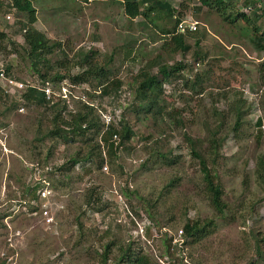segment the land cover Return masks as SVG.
<instances>
[{
  "label": "rangeland",
  "instance_id": "rangeland-1",
  "mask_svg": "<svg viewBox=\"0 0 264 264\" xmlns=\"http://www.w3.org/2000/svg\"><path fill=\"white\" fill-rule=\"evenodd\" d=\"M167 1L182 20L201 27L198 35L187 36L192 49L186 55L166 53L170 38L160 34L162 19L150 14L144 23L140 18L127 21L123 0L33 1L35 29L59 44L46 60L65 65L59 72L74 76L82 71L79 56L87 54L84 69L105 73L109 94L102 93L103 79L92 76L75 84L74 91L87 94L88 106L102 124V114H110L118 130L126 122L134 135L118 149L117 158L105 159L100 169L87 164L91 172L86 174L79 164L62 172L58 169L63 164L83 158L91 145L81 138L69 143L45 137L53 117L46 106L25 104L19 112V107H11V99L0 95V264H102L100 254L107 244L111 248L106 264H115L126 247L152 264H264L263 253L255 251L256 239L264 238V183L255 175L258 158L264 161V75L258 71L264 56L236 40L197 0L187 6ZM25 19L14 11L7 21L0 13V32L5 35L0 39V64L10 66L8 74L16 80L40 85L16 24ZM197 50L204 59L195 57ZM156 56L167 66L182 62L190 67L164 85L167 115L154 120L133 112V83ZM38 69L44 71L40 65ZM196 74L200 85L189 91L184 82H192ZM114 79L121 82L116 95L110 85ZM61 82L51 83L55 92ZM66 83L73 84L69 79ZM74 101H63L68 112L81 105ZM257 119L262 120L260 137ZM192 145L218 178L225 215L210 205ZM157 151L176 158V164L165 165L154 156ZM42 180L52 190L47 202L53 209L51 226L42 221L38 203L33 206L26 197ZM91 188L101 200L86 206ZM187 221L212 222L211 233L196 242L185 237L180 253L172 245L168 248L167 240Z\"/></svg>",
  "mask_w": 264,
  "mask_h": 264
},
{
  "label": "trees",
  "instance_id": "trees-1",
  "mask_svg": "<svg viewBox=\"0 0 264 264\" xmlns=\"http://www.w3.org/2000/svg\"><path fill=\"white\" fill-rule=\"evenodd\" d=\"M34 0H12V7L15 12L25 15L23 22L18 21L19 32L22 34L23 44L22 49L33 61V69L35 70L40 83H59L63 80L69 79L70 82L75 84L86 83L89 76L96 79H103L100 86H104L102 93L104 95L109 94L108 78L101 70L95 71L90 68L84 69V63L87 61V54H81L79 56V64L82 67V71L79 74L71 76L67 73L59 72V69H65L66 66L61 64L57 67L55 64H50L46 57L51 55L55 50L59 48V44L49 40L43 33L35 29L36 23V10L33 7ZM87 2L88 0H82ZM181 5H189L194 0H180ZM197 4L207 14H216L220 19L222 25L227 31L231 32L236 40L243 41L248 46L252 47L256 53L263 54L264 56V0H197ZM8 6H0V13H9ZM156 13V14H154ZM181 12L172 8L171 4L167 0H123L122 2V15L127 21H132L136 18H140L142 22L149 20V15L153 14L156 19H162L164 21L163 26L160 29V34L169 37V41L165 44L168 55H176L181 53L186 55L191 51V45L186 41L187 36L198 35V29L193 32L186 30L184 33L178 32V26L182 19L179 16ZM198 23V22H197ZM203 27V30L207 31ZM229 35V33H225ZM5 35L0 32V39H3ZM12 45H15L12 40H9ZM194 46L198 48L199 40H196ZM57 48V49H56ZM165 48V47H163ZM197 59H204V55L197 50L193 52ZM160 56H156L147 62L146 66L134 79V96L137 106L133 109V112L138 115L139 112L142 115H150L153 119H162L167 115L165 106V90L164 85L171 83L175 79V75L182 69H187L190 66L184 65L182 62H176L172 66H167L162 62ZM42 66L44 71L38 69V66ZM156 69V70H155ZM7 73L10 72L11 67L5 66ZM258 71L264 75V60L259 64ZM21 81V80H20ZM25 82V81H22ZM200 78L196 74L192 82L186 80L184 87L189 91H193L194 87L200 85ZM108 83V84H107ZM112 90H115L114 94H119L121 82L119 80H112ZM3 92L0 89V95ZM87 95L86 93H84ZM4 95V94H3ZM9 98L8 96H6ZM10 99V98H9ZM77 110L75 112H68L67 105L63 101L57 100L54 103H49L45 100L44 94L40 91L29 88L23 94L17 98H12L10 104L12 108H18L19 106L26 105H41L46 106L53 117L51 119V130L45 135L48 138L59 137L63 142H73L77 138L85 141L86 144L91 145L88 152L81 159L78 156L72 157L68 164H63L58 170L69 171L71 167L81 164L82 168L86 169L87 164H93L97 169H100L105 162V159L115 160L117 158L118 149L124 147V144L131 140L134 132L130 126L125 122L118 130L114 124L105 126L100 121L99 116L96 115L94 109L87 104H83L78 101ZM68 118H64V116ZM240 116H236V126L238 127ZM261 124L262 120L257 119L256 126L259 128L258 135L261 136ZM235 131V130H234ZM114 136L119 138V142H115ZM147 139V138H144ZM96 140H99L96 144ZM189 140V139H188ZM190 141V140H189ZM194 145H192L193 155L199 159L200 173L203 176V182L205 184V190L210 202L211 207L219 214L225 215L227 213V206L222 201L223 192L218 181V178L208 168L205 157L196 152ZM213 151V148H211ZM156 151V150H154ZM154 153L155 157H159L163 160L167 166L176 164V158L169 159L165 154ZM91 169L87 168L85 173L88 174ZM256 177L258 182L264 183V161L262 158H258ZM34 192V193H33ZM30 195V196H29ZM26 197L31 200L35 199V190H29ZM101 200L100 194L96 188H91L87 197L86 206L91 203H99ZM212 225V222L204 225L198 222L187 221L183 225L184 238H190L192 242H196L203 237L208 236L211 232L208 227ZM147 230V229H146ZM167 247L169 248L171 240L168 239ZM256 254L258 256L263 253L261 247H264V238L260 240L256 239ZM113 245V244H112ZM111 244L104 246V251L100 254L102 264H106L109 260ZM177 252L181 250L177 246H173ZM264 257V256H263ZM115 264H152L150 259L144 254L131 252L129 247L122 249Z\"/></svg>",
  "mask_w": 264,
  "mask_h": 264
},
{
  "label": "built area",
  "instance_id": "built-area-1",
  "mask_svg": "<svg viewBox=\"0 0 264 264\" xmlns=\"http://www.w3.org/2000/svg\"><path fill=\"white\" fill-rule=\"evenodd\" d=\"M0 6H8L10 12L6 13L4 17L7 21H9L11 13L14 12V9L12 7V0H0ZM197 26V22H194L192 20H182L178 26V32L184 33L186 30L193 32L197 29ZM62 82L58 85L59 87H61L60 90L55 92L53 85L49 82L40 83V85H38L34 84L33 81L22 82L20 80H16L13 76L9 75L6 72L5 65L3 63L0 64V89L2 90L3 94L8 96L10 99L17 98L26 90L31 88L42 92L44 94L45 100L51 104L57 100L66 102L75 100L74 102L80 101L88 105V102L86 101V95L84 93L76 94L77 92L74 91L75 85L71 83L67 85L66 80H63ZM23 111L24 106H19V112ZM102 119L105 126L117 123L110 114H102ZM113 138L114 140H116L117 136H114ZM103 169L106 170L107 168L104 166ZM49 187L50 185L47 184L45 180H42V183H40L36 189V198L30 200L31 205L33 206H35V203H38L36 206L37 210L42 221L47 226H51L54 223L53 209L51 206H47V202L50 200L52 191ZM39 204H41L40 207H38ZM139 229L140 235H143L145 231L144 228L140 226ZM169 239L171 240L172 246H177L179 250H181L185 245L184 234L182 230H180L177 234Z\"/></svg>",
  "mask_w": 264,
  "mask_h": 264
}]
</instances>
